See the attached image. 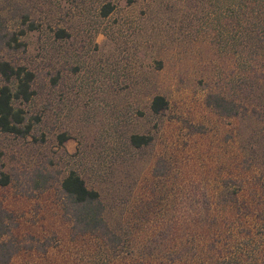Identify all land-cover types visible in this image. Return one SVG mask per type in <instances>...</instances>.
Returning <instances> with one entry per match:
<instances>
[{
    "label": "rangeland",
    "instance_id": "374dc122",
    "mask_svg": "<svg viewBox=\"0 0 264 264\" xmlns=\"http://www.w3.org/2000/svg\"><path fill=\"white\" fill-rule=\"evenodd\" d=\"M220 13L215 0H0L3 29L25 32L0 60L35 75L16 103L30 133H0V264H264V171L226 200L264 122L206 104L248 92L247 51ZM135 134L152 141L134 149ZM70 171L99 194L95 212L63 193Z\"/></svg>",
    "mask_w": 264,
    "mask_h": 264
},
{
    "label": "trees",
    "instance_id": "16d2710c",
    "mask_svg": "<svg viewBox=\"0 0 264 264\" xmlns=\"http://www.w3.org/2000/svg\"><path fill=\"white\" fill-rule=\"evenodd\" d=\"M215 1L219 5V11L222 12L220 13L222 15H220V20L222 22L224 18L225 21L229 20V26L226 24L222 25L225 29L222 27L221 31L226 32L231 27V34L233 35L231 38L243 51H247L248 62L251 68L248 75L245 73L243 81L240 80L239 82L240 88L248 90L245 97H243L244 103L237 99H228L224 95L216 93L206 98V104L216 113L225 117L234 119L246 118V115L250 112L255 114L260 122H264V112L261 113V110H264V106L260 104L259 107L258 105V102L264 100V0ZM111 11L112 6L109 4L105 5L102 8V16H108ZM22 19L25 24L28 21L27 15L23 16ZM28 30H36L34 23L28 24ZM23 35H25L23 30L19 34L9 32L8 30H4L0 23L1 49L3 48L5 51L24 49L25 44L19 41ZM63 35V31L56 32L58 38H63ZM0 79L2 81V84H0V133L21 137L27 136L30 133L31 124H25V113L23 109L16 106V103H28L33 98L35 95V90L33 89L35 75L25 67L15 66L8 61L0 60ZM258 94L260 96L259 99L256 97ZM246 96L248 98L251 97L248 101L250 106L245 104ZM166 105L167 102L163 97H155L151 104V110L154 114H157ZM260 139L263 141L261 136ZM151 141V136L136 134L132 135L129 139L130 146L134 149L146 147ZM250 146L253 145L251 144ZM254 148H256L255 151L249 154L247 158L244 156L241 159H236V162L241 160V163L245 167L241 170L239 169L238 173H236L239 176V186L234 191L233 197L230 196L229 200L226 199L229 204L232 202V199L238 198V193L242 192V190L244 195L247 193V189L245 188L247 187L246 182L242 181L241 178V176H247L244 172H251L250 174L256 176L257 173H262V170L264 171V143H257ZM258 152H263L261 153V157L258 155ZM255 167L258 168L255 169ZM262 178L264 176H258L254 184L257 190L264 188V182H259ZM7 184L8 177L3 175L0 185L6 186ZM61 189L75 204L92 209L94 212L99 209V194L94 190L88 189L83 179L75 171H70L68 176L62 181ZM240 239L242 237L238 238V240Z\"/></svg>",
    "mask_w": 264,
    "mask_h": 264
}]
</instances>
